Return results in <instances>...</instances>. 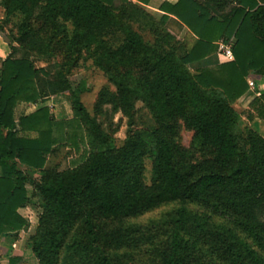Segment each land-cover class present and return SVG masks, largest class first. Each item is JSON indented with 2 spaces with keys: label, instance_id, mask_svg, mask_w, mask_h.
I'll list each match as a JSON object with an SVG mask.
<instances>
[{
  "label": "trees",
  "instance_id": "obj_1",
  "mask_svg": "<svg viewBox=\"0 0 264 264\" xmlns=\"http://www.w3.org/2000/svg\"><path fill=\"white\" fill-rule=\"evenodd\" d=\"M0 4L6 10L0 35L12 48L0 74V235L28 224L19 212L29 200L19 165L43 169L54 146L71 138L68 126L83 140L87 134L95 149L75 167L34 183L44 206L31 238L39 264H122L131 237L125 221L170 204L177 206L165 215L161 264H189L204 242L215 247L219 264H264V136L250 126L264 120V94L245 112L234 107L250 88L248 78L264 76V0H166L159 21L130 0ZM15 15L22 16L18 32L6 37ZM169 15L198 37L191 50L165 26ZM34 22L67 34L70 50L88 52L110 73L116 108L132 117L141 99L158 129L133 134L116 148L69 79L54 66L35 67L49 47ZM232 37L234 60L214 61L215 43ZM119 66H140L143 73L119 72ZM58 95L71 99L73 119L57 120L47 106L16 119L20 103ZM178 120L193 131V147L206 159L177 163L176 146L164 132L174 131Z\"/></svg>",
  "mask_w": 264,
  "mask_h": 264
},
{
  "label": "rangeland",
  "instance_id": "obj_2",
  "mask_svg": "<svg viewBox=\"0 0 264 264\" xmlns=\"http://www.w3.org/2000/svg\"><path fill=\"white\" fill-rule=\"evenodd\" d=\"M21 21V15L12 17L11 23L5 26L6 37L13 38L17 34V25ZM33 27L46 38L49 47V54L40 59L44 62V67L50 66L51 68V66H54V72H59L69 79L72 88L80 95L90 114L98 120L116 148H121L127 138L133 134L155 132L158 129L149 107L141 99L135 100L132 117L125 115L116 108L114 102L116 87L110 80V73L99 68L88 52L70 50L67 43V34L54 29L50 24H43L42 22H34ZM71 31L72 25L69 24L67 33L71 34ZM116 69L119 72L129 73L133 76H139L143 73V67L140 66H119ZM50 101L51 104H56V107L51 108L54 116L60 120H69L75 117L71 99L67 95L55 96ZM66 129L71 130V138L66 140L65 143L61 142L54 146L43 169L20 166L25 173L28 196L30 195L22 211L28 220V224L17 234L0 235L1 264H11L12 260H15L16 264H39L32 250L33 242L31 238L41 225L40 219L44 214V206L34 183L46 173L62 172L75 167L95 149L87 134H85L83 140L81 134L74 136L72 129L68 126ZM164 136L175 144L176 160L180 166L206 159L207 156L203 152L194 149V133L183 120L177 121L174 131L168 132L166 130ZM145 163V177L147 183H150L152 159L147 158ZM175 206L177 204L165 205L125 221L124 227L131 234V237L124 252L126 255L120 259L122 264L162 263L167 251L166 241L162 235L165 227V215ZM189 206L195 210L201 209L196 205ZM216 219L221 220L220 218ZM204 246L196 250L195 254L193 253L189 264H219L218 256L212 254V249L215 247H212L210 243L205 244V242ZM209 248H211L210 251L207 250Z\"/></svg>",
  "mask_w": 264,
  "mask_h": 264
},
{
  "label": "crops",
  "instance_id": "obj_3",
  "mask_svg": "<svg viewBox=\"0 0 264 264\" xmlns=\"http://www.w3.org/2000/svg\"><path fill=\"white\" fill-rule=\"evenodd\" d=\"M132 3L139 5L140 7L146 9L150 14H152L158 21L162 19V17L166 14L164 11H162L160 8L162 4L166 0H150L148 4L141 3L137 0H130ZM179 0H167V2L171 4L177 3ZM213 15V14H212ZM6 16V10L5 8L0 4V23L4 20ZM170 19L166 23V27L168 30L174 34L184 45L186 50H191L196 42L198 41V37L184 24L182 23L178 18H176L174 15H169ZM222 43H225L229 45L232 49L233 46L236 43V38L232 37L229 40L225 39H220L215 43L216 48L212 51L210 56H213L214 61L221 63H227L231 62L234 60L233 59H228L227 57L221 55L220 51V46ZM13 45H17V43H14ZM12 53V48L9 43L5 42L2 36L0 35V74L1 70L3 68V60L8 58ZM35 67L38 69L45 68L44 67V62L37 59L35 60ZM254 81V85L249 88V90L234 103V107L239 111V112H245L252 101L264 94V76L259 77V78H248L249 81ZM55 98L49 97L46 98L44 101H39L38 103H20L18 107L16 108V119L18 120L22 115H30L34 112H36L38 109L42 107H49L51 110V113L53 114L54 112L52 111L51 107H56V104H51L50 99ZM54 115V114H53ZM57 120H60L55 116ZM66 120V119H63ZM250 126L257 131L259 134L264 136V120L260 118H255L253 121L250 122ZM6 133V131L4 132ZM27 166L24 164H20L19 166ZM29 167V166H27ZM31 168V167H29ZM3 171L2 168L0 167V177L2 176ZM39 195V194H38ZM30 197V195H29ZM23 209L24 207L19 209V212L23 215ZM24 216V215H23ZM25 217V216H24ZM26 218V217H25ZM27 219V218H26ZM14 235L17 234V232L13 233H8L7 235ZM20 234V233H19Z\"/></svg>",
  "mask_w": 264,
  "mask_h": 264
},
{
  "label": "built area",
  "instance_id": "obj_4",
  "mask_svg": "<svg viewBox=\"0 0 264 264\" xmlns=\"http://www.w3.org/2000/svg\"><path fill=\"white\" fill-rule=\"evenodd\" d=\"M220 47L221 55L227 57L228 59L234 58L233 49L229 45L222 43ZM253 85L254 81H249V86L252 87Z\"/></svg>",
  "mask_w": 264,
  "mask_h": 264
}]
</instances>
